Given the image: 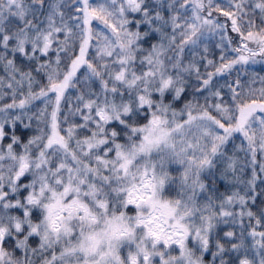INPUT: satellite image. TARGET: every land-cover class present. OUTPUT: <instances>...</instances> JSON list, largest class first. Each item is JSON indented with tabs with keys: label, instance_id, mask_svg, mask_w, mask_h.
I'll list each match as a JSON object with an SVG mask.
<instances>
[{
	"label": "snow or ice",
	"instance_id": "snow-or-ice-1",
	"mask_svg": "<svg viewBox=\"0 0 264 264\" xmlns=\"http://www.w3.org/2000/svg\"><path fill=\"white\" fill-rule=\"evenodd\" d=\"M0 264H264V0H0Z\"/></svg>",
	"mask_w": 264,
	"mask_h": 264
}]
</instances>
